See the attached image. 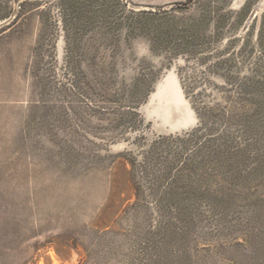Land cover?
<instances>
[{
    "label": "rangeland",
    "instance_id": "1",
    "mask_svg": "<svg viewBox=\"0 0 264 264\" xmlns=\"http://www.w3.org/2000/svg\"><path fill=\"white\" fill-rule=\"evenodd\" d=\"M0 264H264V0H0Z\"/></svg>",
    "mask_w": 264,
    "mask_h": 264
}]
</instances>
